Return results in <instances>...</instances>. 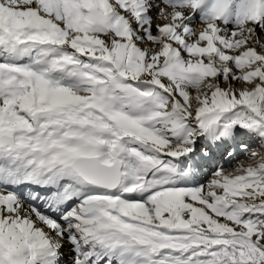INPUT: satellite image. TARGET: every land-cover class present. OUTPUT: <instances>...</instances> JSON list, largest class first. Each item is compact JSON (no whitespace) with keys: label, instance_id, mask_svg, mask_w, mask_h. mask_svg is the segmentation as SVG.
Listing matches in <instances>:
<instances>
[{"label":"snow or ice","instance_id":"6c2138e0","mask_svg":"<svg viewBox=\"0 0 264 264\" xmlns=\"http://www.w3.org/2000/svg\"><path fill=\"white\" fill-rule=\"evenodd\" d=\"M64 260L264 264V0H0V264Z\"/></svg>","mask_w":264,"mask_h":264},{"label":"bare ground","instance_id":"6f19581e","mask_svg":"<svg viewBox=\"0 0 264 264\" xmlns=\"http://www.w3.org/2000/svg\"><path fill=\"white\" fill-rule=\"evenodd\" d=\"M239 159H240L241 162H247L246 158L244 156H241ZM226 167H227V165H226ZM68 255H69V253L67 251V246H65L64 256L67 257ZM64 264H70V262L68 260H64Z\"/></svg>","mask_w":264,"mask_h":264}]
</instances>
